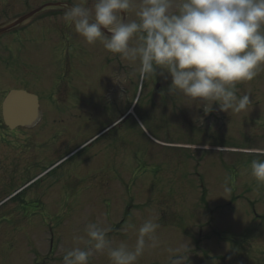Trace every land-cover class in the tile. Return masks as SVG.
<instances>
[{
	"label": "rangeland",
	"instance_id": "1",
	"mask_svg": "<svg viewBox=\"0 0 264 264\" xmlns=\"http://www.w3.org/2000/svg\"><path fill=\"white\" fill-rule=\"evenodd\" d=\"M78 2L0 0V24L44 5ZM64 11H49L0 38L2 95H36L44 119L36 173H26L20 156L0 165V201L42 175L12 202L29 205L20 218L8 206L0 211V264H63L65 250L75 246L73 235H83L91 222L115 226L108 239L132 246L136 232L122 229L128 222L139 228L149 217L159 224V243L137 264H173L179 257L181 264H264V185L250 175V162L264 159V70L238 85L237 94H249L252 102L239 114L222 112L218 104L207 115L186 106L168 93L170 77L148 79L139 89L132 64L135 85L109 104L100 85L108 86L110 56L66 25ZM134 101L135 116L102 133ZM31 147L26 142L21 153ZM183 240L188 244L181 251H167ZM88 264L110 262L97 253Z\"/></svg>",
	"mask_w": 264,
	"mask_h": 264
},
{
	"label": "clouds",
	"instance_id": "2",
	"mask_svg": "<svg viewBox=\"0 0 264 264\" xmlns=\"http://www.w3.org/2000/svg\"><path fill=\"white\" fill-rule=\"evenodd\" d=\"M61 19L88 45L99 42L137 65L140 87L148 79L170 77L168 93L205 115L217 104L229 115L245 112L252 102L249 94H237L238 85L264 70V0H92L91 6L80 0L65 6ZM250 175L264 185V159L250 162ZM158 228L154 217L139 228L128 222L122 230L132 229L137 237L129 246L108 239L110 227L88 223L83 235H73L75 246L65 250L63 264H88L97 253H105L110 264H137L146 248L158 245ZM187 244L183 240L167 251Z\"/></svg>",
	"mask_w": 264,
	"mask_h": 264
},
{
	"label": "flooded vegetation",
	"instance_id": "3",
	"mask_svg": "<svg viewBox=\"0 0 264 264\" xmlns=\"http://www.w3.org/2000/svg\"><path fill=\"white\" fill-rule=\"evenodd\" d=\"M102 48H103V46H102ZM91 52L92 51H90V52L82 51V54L87 55V57L90 59L91 57H94V55L91 56L92 55ZM107 54L110 56V58H109V60L106 61L104 66L107 69H109L108 86L106 88L102 87V83H101L100 88H101V92H104V94L103 93H101V94H103V97L106 100V102L111 104V103H113V99L119 98V96L121 97V94H122V92H121L122 75H121V70H120L121 60L117 55H114V54H111L108 52H107ZM83 67L84 66H82V68ZM80 73H81V69H79V74ZM131 78H136V74L134 75L132 73L131 76L125 77V81L127 83L126 84L127 86L124 89V93H125V91L128 90V88L131 85H133V86L135 85V82H132L130 80ZM4 85H5L4 79L2 76H0V97L2 96L1 89H2V86H4ZM157 90H159V89H157ZM124 115H126V114H121L117 121H119ZM43 120L44 119L42 118L41 124H42ZM116 122H114L113 124H115ZM41 124H39L38 126H35V127L18 128L14 131H11L7 127V125L4 123L2 104L0 103V165H2L4 163H9L12 158H14L16 161L17 157L20 156L21 159H23L24 163L27 164L28 168H27L26 173H29V174L36 173L37 170H35V168H37V167H34L33 165H34V163H36V159L38 158V154L40 152L39 145L42 144V137H41L40 133L37 132V130L40 128ZM113 124L108 125L107 128L112 126ZM105 126H106V124H105ZM107 128H104V130ZM26 142H29L32 145V147L28 148L27 151H24L21 153V147H23ZM14 143H18V145H20V148L16 149L15 146L13 145ZM20 143H22V144H20ZM0 176H1V174H0ZM36 177L34 179H36ZM33 180H30L27 183H25L24 184L25 186L22 187L21 189H19L17 192H13L12 193L13 195L11 194L12 196L9 195V196L4 197V199L7 198V201H8L6 203V206L9 207V209L11 210L13 215L17 211V216L19 218L25 212V208H29V205H27L26 201H23V200L20 201V199L18 200L19 201L18 205L12 204V202L16 201V199L18 197L22 196L26 192L25 191L26 185H32ZM3 184H4V181L0 180V185H3ZM16 193H18L17 196H16ZM4 199H2L0 201V211L4 208V207H1ZM34 203H36V200H34L33 204ZM21 204H22V206H21ZM0 220H3V218H1ZM1 225L2 224H0V227H1Z\"/></svg>",
	"mask_w": 264,
	"mask_h": 264
},
{
	"label": "water",
	"instance_id": "4",
	"mask_svg": "<svg viewBox=\"0 0 264 264\" xmlns=\"http://www.w3.org/2000/svg\"><path fill=\"white\" fill-rule=\"evenodd\" d=\"M67 4L45 5L28 15L0 26V36L30 23L47 10H65ZM106 30V29H102ZM4 117L6 124L14 129L17 126H29L37 118L38 98L25 91H11L4 101Z\"/></svg>",
	"mask_w": 264,
	"mask_h": 264
}]
</instances>
